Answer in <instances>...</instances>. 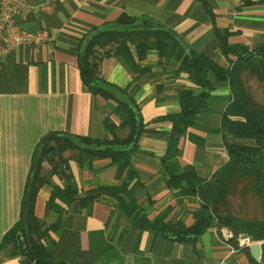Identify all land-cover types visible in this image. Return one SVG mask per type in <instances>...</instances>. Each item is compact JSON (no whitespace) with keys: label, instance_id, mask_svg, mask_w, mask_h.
Returning a JSON list of instances; mask_svg holds the SVG:
<instances>
[{"label":"crops","instance_id":"crops-1","mask_svg":"<svg viewBox=\"0 0 264 264\" xmlns=\"http://www.w3.org/2000/svg\"><path fill=\"white\" fill-rule=\"evenodd\" d=\"M28 2L30 9L16 17L18 26L30 33L48 29L54 39L38 46H18L0 60V243L20 219L26 180L41 138L60 131L106 139L110 138L106 119L120 123L112 114L115 103L90 93L83 85L78 50L86 34L95 28H110L123 13L145 16L161 24L187 48L204 53L223 67H228L229 61L220 52L215 26L232 32V45L250 49L264 45V4L242 7L241 0H206L212 17L199 0ZM132 51L146 72L130 71L114 56L104 58L100 64L102 80L117 88H128V96L139 105L146 124L132 154L137 176L128 185L130 194L121 196L127 203L135 200L141 214L149 219L166 214V222L181 220L190 226L200 199L178 195L179 189L169 186V171L194 172L210 179L228 160L222 120L232 100L230 85L211 76L213 90L207 110L197 116L165 167L163 158L172 123L156 120L180 112L181 91L198 94L201 89L187 74H176L173 66L160 63L157 50H149L142 60L134 48ZM125 134L118 131L117 135ZM226 138L235 141L231 135ZM64 155L70 159L68 173L82 196L99 187H121L128 178L129 169L120 172L109 158L97 159L92 169H84L72 151ZM44 168L48 171L51 166L45 162ZM65 185L60 175H52L40 188L35 212L47 226L59 221L58 228L50 231L54 245L49 249L67 264H250L244 237L233 243V234L230 236L226 227H210L196 243L173 242L139 229L121 209L118 199L108 194L100 196L91 210L74 201L59 202L65 210L60 217L54 211L48 212L46 204L54 187ZM9 249L0 250V264H22L20 256Z\"/></svg>","mask_w":264,"mask_h":264},{"label":"trees","instance_id":"trees-1","mask_svg":"<svg viewBox=\"0 0 264 264\" xmlns=\"http://www.w3.org/2000/svg\"><path fill=\"white\" fill-rule=\"evenodd\" d=\"M199 1L213 17L206 0ZM256 3L264 4V0H241L242 7ZM136 24L140 28H132ZM215 35L220 52L229 61L228 67L219 65L204 53L187 48L161 24L145 16L133 17L123 13L110 28H95L86 34L78 50L83 85L90 93L115 103L112 114L120 123L116 125L106 119L110 133V138L106 139L60 131L48 132L41 138L26 180L20 219L4 235L0 250L13 244V255L20 256L22 264L28 261L32 264H67L55 258L49 249L54 245L50 231L58 228L59 221L47 226L35 212L40 188L52 175L57 174L66 185L63 188L54 187L46 210L56 212L59 217L65 211L59 202L70 204L79 201L83 207L91 210L100 196L108 194L118 199L121 209L139 229L173 242L196 243L214 225L228 228L235 237L233 243L239 237L252 236L262 244L263 262L258 263L250 257V264H264V103L254 97L246 84V80L256 79L264 91V45L255 49L232 45L229 42L232 32L229 29L220 31L216 26ZM132 48L139 60L144 59L149 50H157L160 63L173 66L176 74H187L189 80L201 89L198 94L192 90L181 91L180 112L156 120L172 123L163 158L165 167L176 155L181 138L192 127L197 116L207 110V101L213 90L211 76L216 81H228L230 85L232 100L222 120L228 160L210 179H202L194 172L177 174L169 171V186L179 189L178 195L200 199L201 205L193 212L194 223L190 226L181 220L166 222V214L149 219L146 214H141L135 200L127 203L121 196V193L130 194L128 185L137 176L132 168V154L138 148V134L140 136L146 129V124L139 105L128 96V88H117L102 80L100 64L104 58L114 56L130 71L139 74L146 72L147 69L141 68L135 61ZM118 131H126V134L120 137ZM227 135H231L235 141H228ZM67 151L73 152L74 159L84 169H92L97 159L109 158L120 172L129 169L128 178L121 187H99L82 196L68 173L70 159L64 155ZM45 162L51 166L48 171H45ZM237 195L247 206V209H242V214L231 205V196ZM246 250L249 252L248 247Z\"/></svg>","mask_w":264,"mask_h":264},{"label":"built area","instance_id":"built-area-1","mask_svg":"<svg viewBox=\"0 0 264 264\" xmlns=\"http://www.w3.org/2000/svg\"><path fill=\"white\" fill-rule=\"evenodd\" d=\"M30 7L28 0H0V60L18 46H38L53 41L48 29L30 33L18 26L16 17L25 14ZM229 235L232 236L231 231Z\"/></svg>","mask_w":264,"mask_h":264},{"label":"rangeland","instance_id":"rangeland-1","mask_svg":"<svg viewBox=\"0 0 264 264\" xmlns=\"http://www.w3.org/2000/svg\"><path fill=\"white\" fill-rule=\"evenodd\" d=\"M246 84L249 86L254 97L261 103H264V91L259 87L257 80L250 78L246 80ZM230 201H231L232 208L239 210L237 212L240 214H242L243 208L247 209V206L245 205L243 200L238 197V195L231 196Z\"/></svg>","mask_w":264,"mask_h":264},{"label":"water","instance_id":"water-1","mask_svg":"<svg viewBox=\"0 0 264 264\" xmlns=\"http://www.w3.org/2000/svg\"><path fill=\"white\" fill-rule=\"evenodd\" d=\"M139 137V134H138ZM137 137V138H138ZM235 237L232 236L231 240H234ZM243 242L245 244H247V246L249 247V252L251 257L258 263H262L263 262V251H262V244L261 242H257L254 240V238L252 236H247L243 238ZM10 252L13 253L14 251V245L12 244L10 246ZM27 264H32L31 261H28Z\"/></svg>","mask_w":264,"mask_h":264}]
</instances>
